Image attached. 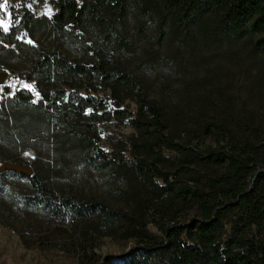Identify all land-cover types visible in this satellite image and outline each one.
<instances>
[{
  "label": "rangeland",
  "instance_id": "374dc122",
  "mask_svg": "<svg viewBox=\"0 0 264 264\" xmlns=\"http://www.w3.org/2000/svg\"><path fill=\"white\" fill-rule=\"evenodd\" d=\"M55 2L0 0V73L7 74L0 85V168L5 163L29 166L51 186L52 195L76 196L83 204L87 199L104 201L123 213L132 206L133 193L139 200L152 199V189L143 178L134 181L115 172L117 166L130 170L139 160H146L141 146L150 143V138L126 123L101 119L113 109L109 78L126 73L135 87L122 89L121 108L136 114L137 96L143 95L162 109L166 134L191 151L185 164L191 171L177 175L182 185L207 193L205 179H216L225 171L224 165H206L201 160L215 148L214 133L197 141L186 134L207 124L217 125L223 144L247 161L252 172L264 170V53L254 47L260 36L254 41L199 46L166 59L164 51L145 45L138 37L137 45L126 49L98 28L68 21L59 25ZM25 14L32 16L28 28ZM149 39L153 44V36ZM21 91L32 98L19 100L16 95ZM75 96L87 100L89 107L83 113L75 105ZM161 151L170 164L181 157L162 147ZM107 160L115 165L105 164ZM172 166L165 171L173 172ZM238 186L248 192L254 188L249 175L241 176ZM32 193L27 182L0 176V264H76L59 247L40 251V242L24 247L19 232L27 235L33 221L51 223L50 230H65L56 232L57 244L71 234L72 220L67 216L48 211H42L39 218L24 211L18 215L17 200H27ZM11 195L14 201L4 202ZM217 197L223 198L221 190ZM154 205L153 219L161 225L183 226L200 220L195 203L182 205L171 194L156 198ZM146 220L149 232L162 237L151 217ZM233 225L242 222L229 209L223 227L216 230L222 246L236 239ZM242 226L246 237L257 235L256 225ZM96 238L93 253L98 264H119L122 257L136 253L131 250L135 241L121 233Z\"/></svg>",
  "mask_w": 264,
  "mask_h": 264
},
{
  "label": "trees",
  "instance_id": "16d2710c",
  "mask_svg": "<svg viewBox=\"0 0 264 264\" xmlns=\"http://www.w3.org/2000/svg\"><path fill=\"white\" fill-rule=\"evenodd\" d=\"M54 5L58 10L55 20L59 25L68 21L76 26L85 24L98 28L107 39L111 38L118 47L126 49H133L138 37L145 45L164 51L166 59H174L181 52L192 51L195 47H217L249 38L254 41L252 39L256 36L260 38L254 47L264 53V0H56ZM31 21V15L23 16L27 28ZM149 35L155 40L153 44L148 43ZM134 87L135 82L129 74L109 78L113 109L104 112L101 119L126 123L150 138V143L145 142L141 146L146 160H139L130 170L125 165L114 169L118 177L125 176L134 181L138 177L143 178L144 184L152 189L153 198L139 200L133 193L130 197L132 206L123 213L104 201L87 199L83 204L84 200L76 196L62 199L54 196L51 186L32 168L34 175L31 178L2 172L0 176L8 175L27 182L33 191L27 200H17L18 215L24 211L39 218L42 211H48L53 216H67L72 220L69 223L71 234L59 244L55 241L56 232L66 233L65 230H50L51 223L37 224L33 221L27 235L24 230L19 232L24 247L29 248L30 242H40V251L59 247L76 264H98L93 253L96 237L121 233L135 241V248L131 250L136 253L122 257L119 264H264V170L252 172L247 161L236 156L228 144H223L217 125L207 124L194 132L188 130L186 134L197 141L214 133L215 148H211L201 160L206 165H224L225 171L216 179H205L207 193L182 185L177 175L191 171L185 166L191 151L183 144L173 142L166 134L162 109L143 95L137 96L136 114L121 108L122 89ZM16 96L25 102L32 98L25 91L18 92ZM75 105L80 113L89 107L87 100L80 98ZM90 129L96 133L94 127L90 126ZM161 147L180 155L178 163L170 164L163 157ZM109 163L115 165L112 160L105 162ZM171 165L174 171H165ZM245 175L252 179L254 188L250 192L238 186L240 177ZM220 190L221 200L217 197ZM164 194L174 195L182 205L195 203L200 220L172 227L157 223L153 219L154 201ZM13 201L12 195L4 200L7 203ZM227 202L229 206L223 207ZM229 209L235 212L236 220L242 225H256L257 235L248 238L243 234L242 225H233L236 239L222 246L217 240L216 230L223 227ZM147 217H151L162 237L149 232ZM15 229L12 226V230Z\"/></svg>",
  "mask_w": 264,
  "mask_h": 264
},
{
  "label": "water",
  "instance_id": "95a60500",
  "mask_svg": "<svg viewBox=\"0 0 264 264\" xmlns=\"http://www.w3.org/2000/svg\"><path fill=\"white\" fill-rule=\"evenodd\" d=\"M6 79H7V74L0 73V85L4 83ZM2 172H12V173L20 174V175H23L29 178H31L34 175V172L31 169V167L21 165V164H11V163L3 164L0 168V173ZM124 261L125 259H122V262Z\"/></svg>",
  "mask_w": 264,
  "mask_h": 264
}]
</instances>
